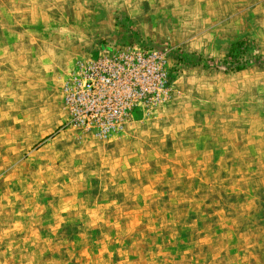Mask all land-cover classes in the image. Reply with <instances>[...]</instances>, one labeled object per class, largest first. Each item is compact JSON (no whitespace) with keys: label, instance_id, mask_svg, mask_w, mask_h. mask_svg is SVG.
<instances>
[{"label":"rangeland","instance_id":"obj_1","mask_svg":"<svg viewBox=\"0 0 264 264\" xmlns=\"http://www.w3.org/2000/svg\"><path fill=\"white\" fill-rule=\"evenodd\" d=\"M127 45L168 94L71 123L75 64ZM0 264H264V0H0Z\"/></svg>","mask_w":264,"mask_h":264},{"label":"built area","instance_id":"obj_2","mask_svg":"<svg viewBox=\"0 0 264 264\" xmlns=\"http://www.w3.org/2000/svg\"><path fill=\"white\" fill-rule=\"evenodd\" d=\"M248 50L245 43L235 47L228 62L240 65ZM166 55L160 48L127 45L78 61L65 86L70 122L108 134L115 132L135 107L155 106L171 88Z\"/></svg>","mask_w":264,"mask_h":264},{"label":"trees","instance_id":"obj_3","mask_svg":"<svg viewBox=\"0 0 264 264\" xmlns=\"http://www.w3.org/2000/svg\"><path fill=\"white\" fill-rule=\"evenodd\" d=\"M242 44H243V43L241 42V43H240L239 45H237L236 47H239V46L241 47V46H242ZM235 51H238V49H237V50H235ZM231 54H232V53H231V52H229V55H231ZM237 68H240V67H237Z\"/></svg>","mask_w":264,"mask_h":264},{"label":"crops","instance_id":"obj_4","mask_svg":"<svg viewBox=\"0 0 264 264\" xmlns=\"http://www.w3.org/2000/svg\"><path fill=\"white\" fill-rule=\"evenodd\" d=\"M260 52V51H259Z\"/></svg>","mask_w":264,"mask_h":264}]
</instances>
